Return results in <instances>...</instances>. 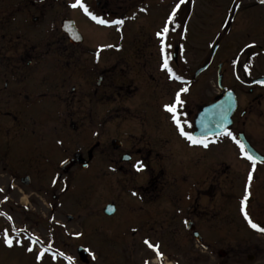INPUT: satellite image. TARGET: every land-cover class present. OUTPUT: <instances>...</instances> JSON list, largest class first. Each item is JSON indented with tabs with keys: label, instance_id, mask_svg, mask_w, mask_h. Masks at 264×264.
<instances>
[{
	"label": "flooded vegetation",
	"instance_id": "1",
	"mask_svg": "<svg viewBox=\"0 0 264 264\" xmlns=\"http://www.w3.org/2000/svg\"><path fill=\"white\" fill-rule=\"evenodd\" d=\"M86 1L97 17L125 21L119 31L93 22L113 32L102 45L88 43L73 16L80 9L64 7L63 0H0V175L9 180L1 204L8 217L38 216L58 246L74 254L91 246L95 264H264V234L240 210L251 172L245 211L264 226V85L256 83L264 80V8H202L203 22L191 24L194 0L182 5L174 26L187 33L177 27L168 42L170 67L184 85L158 67L155 38L178 0H162L172 5L167 10L159 0ZM144 17L149 24L138 23ZM73 22L81 44L63 30ZM207 26L214 43L192 55L194 33ZM239 26L253 30L246 35L251 40L234 42L230 58L223 57L224 34L229 28L234 36ZM246 43L255 47L241 51ZM227 68L231 87L223 84ZM208 75H216V88ZM179 87L189 89L180 112L185 131L206 138L207 149L191 146L163 110ZM227 92L236 104L225 131L245 145L254 167L222 131L219 104ZM139 163L141 172L134 167ZM85 217L88 243L69 245L70 225ZM90 217L98 223L94 232L115 238V259L102 256L100 243L90 244ZM144 238L159 243L162 261Z\"/></svg>",
	"mask_w": 264,
	"mask_h": 264
},
{
	"label": "rangeland",
	"instance_id": "2",
	"mask_svg": "<svg viewBox=\"0 0 264 264\" xmlns=\"http://www.w3.org/2000/svg\"><path fill=\"white\" fill-rule=\"evenodd\" d=\"M75 0H63V6L67 8L71 3H74ZM82 3H84L86 6L88 5L89 7V2L86 0H81ZM175 2H177L175 0ZM236 3L239 4V8L242 10H246L244 12H248L249 9L258 10L255 8H258V6L263 9L264 5L260 4L259 0H235ZM159 3H163L162 0H159ZM234 4L233 0H194L192 3V9H194L192 12L194 15L191 17V24L194 22L198 23L203 22L201 18V9L206 8L207 10H215L217 7L221 8L223 12L225 13L226 10L229 7H232ZM164 6V9L167 10V8H171L172 5H162ZM234 6V5H233ZM146 7V6H145ZM216 7V8H215ZM79 9V8H78ZM83 12V11H82ZM81 11H75L73 13V16L76 17L77 23L80 29H82L84 35L87 38L88 43L93 44V45H102L105 43L106 39H110L112 37V33H108V31H103V30H98L97 27H95L92 23H90V19H88L86 16L82 14ZM209 12V11H208ZM252 12V11H250ZM207 16L206 14H203ZM138 23L140 24H149L150 21L147 19V17L142 18V20H139ZM245 23V22H242ZM237 33L233 36V33L230 31L229 28L228 31L224 34V41L222 44L221 51L223 52V57H227L228 59L231 56V49L235 45L234 42L239 43V45L244 44V42L251 40L248 39L246 40V35L249 33L250 36L253 35V30L251 29H246L245 27H238ZM195 36L192 38V46H193V54L196 55H201V50L203 51L206 49V52H208L209 47L214 43L213 37L215 35L214 32L210 30V28L207 26L206 28L204 27L203 29H198L197 32L194 33ZM201 37V38H200ZM204 38V39H203ZM252 38V37H251ZM203 47V48H201ZM227 66H225L226 68ZM227 70V76H226V82L223 83L224 85L231 87L232 86V77H231V70L229 68ZM217 69L211 70L210 73L215 74ZM208 84L212 86V88H216V75H213V77H210L208 75L207 77ZM211 82V83H210ZM0 185L4 187L3 191L0 193V264H37V261L35 259L36 255V250L35 247H40L39 245L34 247L33 253H28L25 251L23 247H20L18 245L8 248L3 244V231L5 229L9 230L10 233L13 232L12 227L13 226H19V227H27L28 231H30L32 234H36L37 237L40 238L41 241H43L44 246L46 247L49 243L52 244V248L54 251H63L65 255H72L74 254V250L71 248H64L63 246L67 247L66 245H61L58 246V238L57 235L55 234L52 229L48 227V225H44L40 221L38 216H30L29 219H23L20 217H17L13 221L8 220V209L6 205H2L1 203L5 200L4 198L7 195V190L9 189V180L6 175H0ZM107 200V199H103ZM38 211L39 207H34ZM93 219L90 217V244L91 240H93L96 244L100 243V247L102 248L101 251H103L102 256L107 255L106 257L108 260L115 259L116 253L113 251L115 244V238H111L105 231L102 229H97V233L93 231V226H97L98 223L91 222ZM71 227L73 226V238L68 242L69 245H74V246H80L82 244H87L89 239H88V229H87V220L86 217L83 219V223H73L70 225ZM82 230H85V234L80 237L79 239H76L74 237V234L77 232H81ZM25 235H21L19 239H21L22 243L27 244L28 241L24 239ZM14 241L17 239L16 235L13 234L11 237ZM64 243V242H60ZM86 246V245H84ZM40 264H67L66 261H64L62 258L57 259L56 261H52L51 255L46 254L43 260L40 262Z\"/></svg>",
	"mask_w": 264,
	"mask_h": 264
},
{
	"label": "snow or ice",
	"instance_id": "3",
	"mask_svg": "<svg viewBox=\"0 0 264 264\" xmlns=\"http://www.w3.org/2000/svg\"><path fill=\"white\" fill-rule=\"evenodd\" d=\"M188 2V0H178L177 3L174 4L171 11L168 13L167 17L165 18L163 24L155 32V38L157 42V50H158V67L161 71L166 73V77L168 80L179 82L180 84H187V81L183 80L181 76H178L174 73L173 69L170 67V60L172 59V55L170 52V49L172 48V45L168 42L169 41V35L171 32L177 31V27L181 28V31L186 35L187 29L183 28V26H174L176 25V18L178 13L180 12L182 5H185ZM234 2V7L239 8V4ZM260 4L264 5V0H259ZM69 7L76 9H81L86 16L89 17L92 21H94L98 25L103 26H117V30L119 31V26H122L124 24V19H115L112 21H106L105 19L99 18L96 15H94L92 12L89 11V9L85 6L84 3L81 2V0H75L74 3H71ZM141 12L146 11V9L141 8ZM106 47L112 48L113 45L109 44ZM254 43H246L241 51H244L246 49L254 48ZM103 50V49H101ZM119 51V49H116ZM95 59L97 62H99V56L96 55ZM238 62V58L233 61V64L235 65ZM251 67L250 64L245 63L243 65L244 72L247 74L249 72V68ZM236 79H240L239 76L236 77ZM256 83L264 85V80H257ZM189 92L188 87H179L178 89L174 90V93L171 97V100L169 103H166L162 105L164 112L168 113L170 115V119L172 124L175 127V130L178 132V134L183 137L191 146H199L207 149L209 147V141L206 138L197 137L189 132L185 131V125L187 122L183 120L182 116L180 115L181 109H183L185 105V100L182 98ZM188 127H191V125H187ZM224 135L232 138L234 142L237 144L241 155L251 161L252 166L254 167L256 165V160L251 156L248 155L245 151V145L240 142L239 140H236L235 137H233V134L230 131H225ZM58 143H61L60 141H57ZM137 172H141L144 170L145 165L143 163H139L138 165H134ZM252 180V173L250 172L248 174V182L245 185L243 199L240 201L241 204V212L243 213L244 220L248 223L249 227L256 232L264 234V226H259L257 223H254L250 218L248 213L245 211L246 208V202L249 199V186L250 181ZM57 183L56 179L52 180V184L55 185ZM2 191V190H0ZM132 195H136L135 192L132 193ZM5 199H7L5 197ZM107 211L111 212L113 211L111 208L107 209ZM9 221H11V217H7ZM22 231L25 230H15L13 229V232L10 233L9 230L5 229L3 231V244L7 246L8 248H12L16 245L23 247L25 251L28 253H33L34 247L39 245V251L36 252L35 259L37 261V264H40V262L43 260L46 254L51 255L52 261H56L57 259L62 258L64 261L67 262V264H74L73 258L71 255H65L63 251H54L52 248V244L49 243L46 247L44 246L43 241H41L38 237L34 236H25L24 239L28 241L27 244L22 243L21 239L19 237L22 235ZM132 232H137L138 230L136 228L131 229ZM15 234L17 239L15 241L11 238L12 235ZM84 233L77 232L74 234V237L76 239H79L82 237ZM143 245H145L148 249H150L156 256L157 260L162 261L163 260V254L160 251V245L159 243H155L150 241L149 238H144L142 240ZM83 252L86 253V260L90 259L93 264H95V261L97 260V253L96 251L91 248V246H86L83 248ZM144 264H151L149 259H146L144 261Z\"/></svg>",
	"mask_w": 264,
	"mask_h": 264
},
{
	"label": "water",
	"instance_id": "4",
	"mask_svg": "<svg viewBox=\"0 0 264 264\" xmlns=\"http://www.w3.org/2000/svg\"><path fill=\"white\" fill-rule=\"evenodd\" d=\"M68 28L63 29L64 32H66L68 34V36L70 37L71 40H77V38L79 39L80 33L78 32V30L74 27V26H66ZM79 35V36H78ZM80 41H82L81 39H79ZM79 41V42H80ZM227 98L229 100H227ZM223 105V106H222ZM222 106V111H223V123H222V131L224 132V130L226 129V127L230 124V117H231V113L234 109L235 106V102L233 99H231L230 94L228 93L226 95V100L221 102L219 104V107ZM208 112V111H207ZM114 209L113 206H108L107 209ZM107 214L112 215L113 211L109 212L107 211ZM78 254L80 255V259L83 263L85 264H89L88 259L86 260V253L83 252V248H79L78 249Z\"/></svg>",
	"mask_w": 264,
	"mask_h": 264
}]
</instances>
